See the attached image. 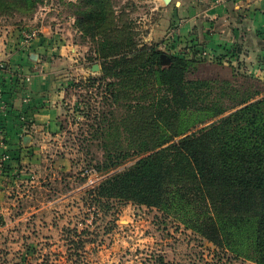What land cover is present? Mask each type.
Listing matches in <instances>:
<instances>
[{"label":"trees","instance_id":"obj_1","mask_svg":"<svg viewBox=\"0 0 264 264\" xmlns=\"http://www.w3.org/2000/svg\"><path fill=\"white\" fill-rule=\"evenodd\" d=\"M85 1L75 28L96 45L101 76L94 82L113 106L100 115L103 124L113 119L104 136L113 142L101 148L105 159L95 168L108 176L87 191L92 206L108 211L111 201H127L155 208L228 259L264 264V90L240 93L229 82L190 79L199 60L137 40L110 0ZM40 3L0 0V14H32ZM5 142L18 164L6 162L0 184L4 176L20 179L21 160L29 157Z\"/></svg>","mask_w":264,"mask_h":264},{"label":"rangeland","instance_id":"obj_2","mask_svg":"<svg viewBox=\"0 0 264 264\" xmlns=\"http://www.w3.org/2000/svg\"><path fill=\"white\" fill-rule=\"evenodd\" d=\"M110 1L124 20L131 21L136 39L146 43L148 30L140 18L150 12L149 5L141 0ZM85 3L43 0L35 13L9 11L0 18L38 37V25L44 23L70 28L68 23L76 22ZM74 34L70 32L68 40L80 45L78 61L59 74L74 79L62 99L63 129L35 135L37 157L35 163L24 166L25 179L9 184L5 193L0 189V215L5 220L0 226V264H243L228 259L155 208L127 201H111L108 211L92 206L87 191L108 176L95 168L105 159L101 148L113 142L104 137L112 133L113 119L109 117L111 123L103 124L100 115L113 106L105 104L104 86L94 82L101 76V61L94 55L96 45L82 34ZM95 65L99 72H93ZM248 71L201 58L190 79L207 80L215 86L229 82L240 93L263 91L264 81L253 79ZM124 114L122 109L118 111L119 118Z\"/></svg>","mask_w":264,"mask_h":264},{"label":"crops","instance_id":"obj_3","mask_svg":"<svg viewBox=\"0 0 264 264\" xmlns=\"http://www.w3.org/2000/svg\"><path fill=\"white\" fill-rule=\"evenodd\" d=\"M141 2L147 3L150 11L140 18L148 30L146 44H158L162 50L189 59L217 62L224 57V65L250 70L264 81V0ZM68 24L70 28L38 25L39 36L27 45L25 31L0 18V64L5 66L0 71V95L5 105L0 112V140L6 151L7 138L15 151L29 152V157L21 160L23 166L36 161L35 135L61 131L62 99L74 79L59 74L78 61L80 45L68 40L70 32L81 34L74 20ZM21 179L1 178L2 193Z\"/></svg>","mask_w":264,"mask_h":264},{"label":"built area","instance_id":"obj_4","mask_svg":"<svg viewBox=\"0 0 264 264\" xmlns=\"http://www.w3.org/2000/svg\"><path fill=\"white\" fill-rule=\"evenodd\" d=\"M25 44L31 45V42L33 41V38H36V33L32 34H25ZM5 69V66L3 64H0V71H3ZM5 109V105L1 99L0 95V112ZM9 160V155L7 154L5 150V145L2 140H0V176L3 175L4 172V166L6 162Z\"/></svg>","mask_w":264,"mask_h":264},{"label":"water","instance_id":"obj_5","mask_svg":"<svg viewBox=\"0 0 264 264\" xmlns=\"http://www.w3.org/2000/svg\"><path fill=\"white\" fill-rule=\"evenodd\" d=\"M99 70H100L99 65L93 66V72H99Z\"/></svg>","mask_w":264,"mask_h":264}]
</instances>
